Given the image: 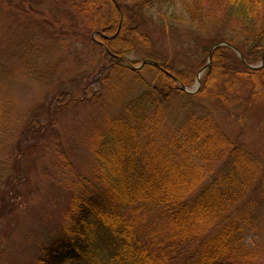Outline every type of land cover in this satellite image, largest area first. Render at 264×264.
Segmentation results:
<instances>
[{"label": "trees", "instance_id": "16d2710c", "mask_svg": "<svg viewBox=\"0 0 264 264\" xmlns=\"http://www.w3.org/2000/svg\"><path fill=\"white\" fill-rule=\"evenodd\" d=\"M115 1L118 6L112 0H69L87 17L90 31L101 32L100 42L115 55L106 79L114 75L118 80L109 88L120 100L123 91L129 94L121 89L126 73L132 82L131 97L122 101L123 111L104 119L100 132L94 134L90 144L93 178L73 179L76 191L67 213L70 223L60 238L42 248L39 264H98L105 259L112 264H254L244 238L255 229V220L239 205L255 180L264 195V161L232 143L210 112L174 106L181 96H209L215 74L220 85L227 79V72L217 66L229 48L215 47L213 67L205 70L199 90L186 94L179 84L191 85L186 74L152 54L147 56L161 69L149 64L131 69L118 60L133 42L149 43L146 34L138 35L128 25L135 15L132 3ZM140 1L138 9L158 17L161 7L177 4V0ZM219 1L242 26L236 40L225 41L239 48L246 62L257 59L264 51V0ZM187 5L182 2L181 15L172 11L165 19L199 24L198 14ZM234 57L230 55L231 60ZM232 71L233 76L228 75L232 95L239 76L248 91L246 96L239 94L244 107H264V64L257 70L243 64ZM219 95L227 99L224 93L215 97ZM53 144L56 154L64 156L57 139Z\"/></svg>", "mask_w": 264, "mask_h": 264}, {"label": "rangeland", "instance_id": "374dc122", "mask_svg": "<svg viewBox=\"0 0 264 264\" xmlns=\"http://www.w3.org/2000/svg\"><path fill=\"white\" fill-rule=\"evenodd\" d=\"M125 2L134 6L129 27L138 35L146 34L149 44L133 42L130 51L119 56L120 62L137 67L152 54L186 74L191 85L183 86L188 91L199 90L196 74L207 63L210 47L222 39L236 40L242 29L219 0H177L174 7H161L159 17L138 9L140 0ZM182 2L198 14L199 24L165 19L172 11L181 15ZM87 20L69 0H0V264H39L42 248L63 235L76 191L73 179L93 178L92 138L104 119L121 113L122 101L131 97L132 82L126 73L121 89L129 94L123 91L120 100L109 88L118 80L114 75L106 79L115 55L100 42V31H90ZM227 47L231 51L222 52L223 62L217 66L227 72V79L220 85L215 74L210 97L185 95L173 105L200 114L210 112L232 143L263 162L264 107H244L239 94L246 96L248 91L236 76L238 87L232 95L229 78L243 64L252 70L263 66L264 51L246 62L235 47L245 61L240 64L238 53ZM212 56L213 52L210 67ZM143 75L151 81L149 73ZM204 75L205 71L200 79ZM217 93L227 99L215 97ZM55 139L64 156L56 154ZM239 208L254 217L255 229L244 242L253 263L264 264V195L256 180L243 193ZM98 264L112 263L105 259Z\"/></svg>", "mask_w": 264, "mask_h": 264}, {"label": "water", "instance_id": "95a60500", "mask_svg": "<svg viewBox=\"0 0 264 264\" xmlns=\"http://www.w3.org/2000/svg\"><path fill=\"white\" fill-rule=\"evenodd\" d=\"M226 45H228V46H230L233 50H235L237 53H238V56H239V58H240V60H242V61H244L243 60V58H242V55H241V53H240V51L239 50H237V49H235L233 46H231L228 42H219V43H215V45H213L210 49H209V53H208V58H207V63L205 64V66L204 67H202L199 71H198V74L196 75V83H197V85L198 86H200V84H199V82H200V75L202 74V72L205 70V68H209L210 67V65H211V62H210V59H211V54H212V52H213V50L215 49V47H217V46H226ZM262 59V61L264 60L263 59V57L261 58ZM150 64V65H154V66H156V67H158L159 68V65L155 62V61H153V60H148V59H145V60H143L140 64H139V66H133V65H130V67L132 68V69H139V68H141V66L143 65V64ZM260 66V65H259ZM258 66V67H259ZM251 67V66H250ZM255 68V67H254ZM182 90L183 91H187L185 88H184V86H182Z\"/></svg>", "mask_w": 264, "mask_h": 264}]
</instances>
